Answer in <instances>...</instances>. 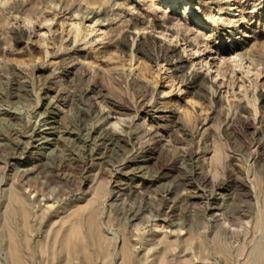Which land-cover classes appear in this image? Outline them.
<instances>
[{"label":"rangeland","instance_id":"374dc122","mask_svg":"<svg viewBox=\"0 0 264 264\" xmlns=\"http://www.w3.org/2000/svg\"><path fill=\"white\" fill-rule=\"evenodd\" d=\"M91 9L101 13L83 19ZM229 20H233L234 28L228 27ZM129 32L134 34L127 38L126 46L120 45L121 36L127 37ZM141 37L174 47L183 57L184 73L203 84L200 95L188 93L187 88L182 93L181 76L167 77L168 72L163 73L154 59L137 52L135 43ZM72 51L79 55L86 52L80 56L96 70L95 76L108 90L111 101L116 102L115 94L123 95L132 111L112 114L106 123L88 119L79 109L85 104L74 96L72 88L73 100L60 106L57 114L46 111L44 106L51 101L49 86L67 85L60 57ZM135 61L145 65L142 77L152 88L148 93H133L127 81L117 75ZM7 64L26 70V95L15 96L19 92L15 80L2 70ZM260 92L264 96V0H3L0 111L5 110L12 118L0 120V264L11 262V239L8 234L6 237L1 219L17 177L25 182L30 197L37 195L62 213L75 205L84 206L94 190L101 188V200L96 205L103 212L99 224L104 239H109L104 244L108 259L97 257L95 264L123 263L119 245L124 230L137 238L134 247L138 259L134 264H187L193 256H198L195 261L200 264H221L216 255L218 238L227 243L231 263L250 264L254 248L260 243L264 246V103L259 100ZM161 102L176 108L188 132L173 123L155 133L145 132L149 111ZM56 119L53 134L47 136L50 142L61 138L64 128L75 133L79 147L91 142L90 146L99 147L101 140L93 145L87 137L99 126L122 135L128 149L122 165L107 164L101 154H95L86 161L77 158L58 167L47 161L44 166L40 160L47 157L43 153L50 150L51 158L62 155L39 142L48 130L47 121ZM143 150L151 157L148 166L127 174L122 166L135 162ZM31 186L36 187L35 194ZM15 222L20 229L25 225ZM60 223L61 219L28 222L30 240L22 241L20 232L17 235L25 257L21 264L67 263L60 245L48 247L51 241L60 240L63 232L56 233ZM67 225L63 222L64 228ZM23 229L28 230L26 225ZM76 238L85 246L82 251L95 248L84 228ZM84 261L82 256H75L70 264H87Z\"/></svg>","mask_w":264,"mask_h":264},{"label":"bare ground","instance_id":"6f19581e","mask_svg":"<svg viewBox=\"0 0 264 264\" xmlns=\"http://www.w3.org/2000/svg\"><path fill=\"white\" fill-rule=\"evenodd\" d=\"M2 3H3V0H0V4H2ZM100 13H101L100 10H92L91 9L88 12H86V14L82 16V18L85 19V18H88V17H90V18L96 17ZM232 21L233 20H229V22H228V27L229 28H234L235 27V24ZM132 34H134V32H129V36L127 35V37H126V35L125 36H121V38L119 40L120 45L126 46V44L128 42L127 38H130V36ZM135 36H136V34H135ZM135 49H136L137 52H141L142 54H145L148 57H151V59H154V61L156 62V65L163 71V73H167L168 72L167 74H169V75H167V77L173 76L172 74H178V76H181L179 78V84L183 86V88H182L183 90H181L182 93H184V89L187 88L188 89V91H187L188 93H194V94H197V95L199 94L200 95V91H201V89L203 87V84H201L198 80H196V78L193 75H187L186 73H184V71H183V66H184L183 57L180 56V54L176 53L174 47H171L169 45H165L162 42H160V40L159 41L158 40L157 41H153V40H148V39H145L144 37H141V38H139L136 41ZM80 52H81V54H80L81 56H86L87 55L86 52H82V51H80ZM80 55L79 54H75V52H73V51H72V53H64V54L61 55V57H60L61 64L64 66L63 70L61 71V74L65 77L67 85L61 86L59 88H54V87H50L49 86L48 92L51 95V101L48 102L44 106L45 108H46V106L48 108L46 111H48L49 113L51 112V113L57 114L59 112V109H60L59 107L60 106L62 107L64 105H66L68 103V101L73 100V98L71 99V97L73 95V93H71L72 92L71 88L74 89V96L76 95L85 104V106H86L85 108L80 107L79 109L81 111V114L84 117L88 118V119L95 118V119H98V120H102L103 122L106 123L108 121V118L112 114H116V113L118 114V113L132 111L133 108L130 106V104L127 102V100L124 98L123 95L115 94V97L117 99L116 102L111 101V99L108 96L109 95L108 94V90L102 84V82H100L98 80V78L95 76L96 70L93 68L92 65L91 66L87 65V62L84 59H82V57ZM128 66H129V68L127 70L121 71L119 73L117 72V75L122 80H126L127 81V85L129 86V88L131 89V91L133 93H137V92L148 93V92H150L152 90L151 86L147 82H145V80L142 77V73H143V70L145 69V65L142 64L141 62H138V61L136 62L135 61V63L133 65L129 64ZM2 70L6 74H8L11 77H13V79L15 80V85H16L15 89H17L19 91L18 93L15 94V96L16 97H22V96L26 95V93L28 91L27 88H26V83L24 82V78L27 75L26 70L23 69V68H20V67L12 66L10 64L2 66ZM258 97H259L260 102L264 103V96H263L262 92H260L258 94ZM53 102H56L57 104L52 106V104H50V103H53ZM184 102L185 103H189L188 100H184ZM148 114H149V119H148V122L145 123V125L147 126L146 131H145L146 133H149V134L155 133L154 131H156V129H158V128H160V127H162V126H164V125H166L168 123H173L174 125H176L177 128L182 129L184 131V133L188 132V130L182 126V119L180 117V114L176 111V108L174 106L173 107L169 106V105L166 106V105H163V103L161 102L159 105L154 106V108L151 109ZM11 118H12V115L10 113L6 112L5 110L4 111H0V120L1 119H5L6 120V119H11ZM47 122H49L48 130L45 131L46 135H44V136H42L40 138V140H41V141H39L40 145L41 146L42 145H51L52 147L55 148V150H56L55 153H57V151L59 150L58 152L60 154H62V155L58 156L59 155L58 154V155L54 156L53 158H51L50 157L51 155L48 157V154H49L50 150L47 152V154L43 153L44 157H47L46 160H40L41 163L44 164V166H46L45 163L47 161L49 163L50 162H55V164H53V165H55L57 167L60 166V165L61 166L62 165H66V164L68 165V163H71L73 160H77V158H83L86 161L87 159L92 158L93 155H95V154L96 155L101 154L100 158L102 159L103 162H105L107 164L117 163L118 165H122V162L124 160V153L127 152V150H128L127 149V144L124 143V137H122V135L114 132L113 130H110L109 128H106V126L105 127L99 126L98 128H92L90 126L92 128V130H90L88 133L87 132H84V133H87V137H89L93 141V145L95 144L94 142L101 140L99 147L97 148V146H95V147L90 146L92 144V142H91V144L90 143L89 144H85L84 143L85 146L82 145V147H79V144H78L79 140H78V137L75 136V133L72 132L69 129L64 128L63 136L61 138H58V136H57V138H52V142H50V141H48L49 139L47 138V136L53 134V130H54L55 126H53L52 124L53 123L55 124L57 122V119L56 120L47 121ZM73 122H74V120H73ZM86 130H88V129H86ZM14 134H17L16 130L14 131ZM0 135H2L1 132H0ZM187 135H188V133H187ZM97 138H98V140H97ZM53 139H55V140L53 141ZM50 140H51V138H50ZM79 148H81V149H79ZM144 151L145 150H143V152ZM50 154H52V153L50 152ZM1 159H0V162H1ZM5 159H7V158H5ZM150 160H151V157L149 155H147L146 152H144L136 160H134L135 162H132V163H129L128 165L122 166V168L125 167V170L127 169L126 170L127 174L130 172L129 170L133 171L134 169H138L137 171L141 172L144 169H146V167L148 166V163L150 162ZM35 165H37V164H35ZM50 165H51V163H50ZM50 165H48V166L50 167ZM133 165H135V166H133ZM51 168H53V167H51ZM18 170H17V172H18ZM22 172H23V170H22ZM38 173L41 174L40 172H38ZM132 174H133V172H132ZM47 175H49V174H47ZM19 176L22 177L23 174H20ZM139 176H140V178H142V173H140ZM3 178H6V177H3ZM43 178H45V177H43ZM1 180H2V178H1ZM14 180H13L14 182L12 183V185H11V187L9 189V196L7 198V201L5 202L6 204L4 203L5 207H2V209L4 208V210H2L3 213H2V219H1V220H4V227H5V230L7 231V232L5 231L6 232L5 233L6 237H7V234H8V236H9L8 239L9 238L11 239V240L9 239L11 242L8 243L9 244V248H10V256L9 257H10L11 262L13 264H21L20 263L21 259L24 257V256L22 257V253H21L22 245H21L20 241L17 239V235L20 232L19 234H20V236L22 238V241L28 240V238H29L28 232H29V229H31V228H29L28 222L31 219L32 220L33 219H37V220H43V219H48V220L56 219L57 220V219H61V223L59 224V227L57 228L56 233H59V231H61V232H63V233H61L62 236H61L59 241H57V239H56V240H53V241L50 242V240H49L50 244L48 245V247L50 245H51V247H53L55 243H57L58 246L60 245V247L62 249H64L65 253L67 254L66 255L67 258H66V256H65V258L64 257L62 258L63 260L67 259L66 260V262H67L66 264H70V259L71 258L73 259L75 256L76 257L77 256H82V258L85 260L84 262H86L87 264H95L97 257H101V258H103V260H105L104 257H106L108 259V257H107V253L108 252L106 251V249L104 247V244L109 239H104V237H103V235L101 233L100 224H99L100 223L99 222V218L101 217L100 213L102 212V210L100 209L101 211H99V207H98L99 205H96V203L99 202V200H101L99 198L100 197V191L99 190L101 188L98 189V190H94L96 192L93 193V197L91 196V198H90V196H89V199L86 200L87 202L86 201L84 202V203H86L84 206L75 205L72 209L70 208L69 211L62 213L58 209H55V208L53 209L52 204H48L44 200H41L42 201L41 202L40 201L41 198L39 197L40 199H38L36 197L37 195L33 197L32 192H31L32 195L30 197L29 193L27 192L29 190H26L24 188L23 183H25V182H23L20 178L17 177ZM26 180L28 181L29 178L26 179ZM150 180H152V179H150ZM0 182H2V181H0ZM31 182H32V180H31ZM41 183H43V182H41ZM33 184H31V185H33ZM38 184H39V182H38ZM120 184H122V182ZM0 185H1V183H0ZM28 185H29V183H28ZM40 186L41 185H38V187H40ZM95 187H96V185H95ZM51 188L54 190L53 187H51ZM51 188H49V189H51ZM33 189H34L33 191H34V194H35L36 187L33 188ZM55 189H58V188H55ZM59 191H60V189H59ZM40 192H41V190H40ZM91 192H93V191H91ZM43 194H45V193H43ZM94 194H96V195H94ZM6 195H7V193H6ZM42 198H44V197H42ZM45 199H49V197L45 198ZM50 200H51V197H50ZM123 208H124V206H123ZM138 209H136V210H138ZM116 210H119V208L116 209ZM122 210L123 209H121V211ZM127 210L128 209H126V211ZM129 210H131V209H129ZM136 210L134 209V211H136ZM63 211H65V210H63ZM118 212L119 211H117V213ZM139 212H140V210H139ZM139 212L136 211V213H139ZM61 214H63V215H61ZM123 214H125V213H123ZM214 214H213V216H214ZM109 215H112V214H109ZM121 215H122V213H121ZM133 215H134V213H133ZM125 216H126V214H125ZM127 218H129V217H127ZM163 218H162V220H163ZM111 219H113V218H111ZM127 220H125V223H126ZM146 220H148V219H146ZM216 220H217V218L214 216L213 217V221H216ZM15 221H21V223L23 225L24 224L26 225L28 230L23 229L25 227V225L23 226L22 224L21 225L23 226V228L22 229L18 228L17 224H16L17 222H15ZM122 221H124V219ZM63 222L64 223L67 222L68 223V225H67L68 227L64 228L63 227ZM121 223L119 225H121ZM124 224H122V226ZM224 224H226V223L224 222ZM132 225H130V226H132ZM220 225H221V223H220ZM118 227H117V229H118ZM134 227H136V226L134 225ZM82 228H84L85 232H87L91 236L93 244L95 245V248H92V251H89V250L82 251V249L85 247L84 244L81 243L80 240H77V238H76L77 241L74 240L75 235L78 233V231H81ZM214 228H216L215 225H214ZM258 229H260V228H258ZM137 230H138V228L135 230V233L137 232ZM216 230H217V228H216ZM220 230L221 229L219 228V231ZM120 232H121V230H120ZM221 232H219V233L222 234L223 232L222 233ZM114 233H116V232H114ZM216 233H217V231H216ZM197 234H199V233H197ZM223 234L226 235L225 233H223ZM122 235H123L122 238H120V245H119L120 249L119 248L118 249L121 252L120 254H121L122 259H124V260H123V263L122 262H120V263H122V264H134L135 259H138V258H136V252L137 251L135 250V247H134V244H135L134 243V239H137V238H136V236L134 234V239H133L132 236L128 232H126L125 230H124ZM113 237H114V235H113ZM193 237H192V239L195 240V238H193ZM195 237H197V236H195ZM54 238H56V237H54ZM198 238H196V239H198ZM201 238H202V235H201ZM211 238H212V235H211ZM217 238H218V236H217ZM192 239H190V240H192ZM9 240H7V242ZM29 240H30V238H29ZM184 241H186V240H184ZM195 241H196V243L198 242L197 240H195ZM109 242H111V240ZM137 242L139 243V241H137ZM216 242H217V245H215L216 246V252L218 253L216 255L220 256L221 264H233V263H231L232 261L230 260V251L228 250V246L224 245V243H226V242H224V240L223 241L219 240V238L216 240ZM186 243H187V241L185 242V244ZM191 243H193V242H191ZM91 244H92V242H91ZM187 245H188V243H187ZM188 246L190 247V244ZM200 246H202V245H200ZM240 246H243V245H240ZM197 247L198 246H196V248ZM196 248H195V250H196ZM235 249H236V247H235ZM178 251H180V250H178ZM201 251H202V249H201ZM233 252H235V251H233ZM7 253H8V251H7ZM161 253L164 254V251L161 252ZM169 253L171 254L172 252H169ZM203 254H204V256H206L205 253H203ZM181 255L183 256V254H181ZM208 255H210V254H208ZM108 256L110 257L109 254H108ZM167 256H168V254H167ZM213 256H212V258H213ZM173 257H174V255H173ZM179 257H180V255H179ZM188 257H191V255L189 254ZM196 257H198V256H196ZM206 257H204V258L206 259ZM29 258L30 257H28V259ZM112 258H113V256H112ZM192 258H193V260H191V258H189V260L187 261L188 263L187 262L186 263L187 264H194L195 258H194V256ZM28 259H27V261H28ZM184 259H185V257H184ZM1 260H3V259H1ZM30 261H32V259ZM119 261H122V260L119 259ZM184 261H186V260H184ZM196 261H198V260H196ZM196 261H195V263H196ZM206 261H208V260H206ZM11 262H9V263L11 264ZM200 263L201 262H199V264ZM210 263L211 262H209V264ZM2 264H4V263H2ZM250 264H264V246L261 243L254 248L253 255H252V262Z\"/></svg>","mask_w":264,"mask_h":264}]
</instances>
